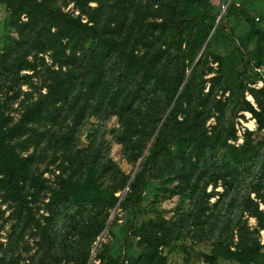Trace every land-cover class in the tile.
Returning a JSON list of instances; mask_svg holds the SVG:
<instances>
[{
  "label": "rangeland",
  "instance_id": "obj_1",
  "mask_svg": "<svg viewBox=\"0 0 264 264\" xmlns=\"http://www.w3.org/2000/svg\"><path fill=\"white\" fill-rule=\"evenodd\" d=\"M46 1L42 20L0 0V135L22 170L17 195L0 166V264H264V0ZM58 13L156 63L159 99L176 75L166 112L65 101L97 42L37 50Z\"/></svg>",
  "mask_w": 264,
  "mask_h": 264
},
{
  "label": "trees",
  "instance_id": "obj_2",
  "mask_svg": "<svg viewBox=\"0 0 264 264\" xmlns=\"http://www.w3.org/2000/svg\"><path fill=\"white\" fill-rule=\"evenodd\" d=\"M5 1L9 6L11 4H14L13 0ZM20 1V7H23V5H25V3L28 1L27 6L33 7V10L31 12L35 13L38 18L45 20V14L39 12V7H49V3L46 0H39L42 3H39L37 0ZM58 18L60 21V26L58 25V28H56L55 26L56 30L59 32V35H57L56 44L51 45L50 43H43L38 40V45L40 46V48L37 50H49L53 54L56 53L58 55H65L66 48L63 46L64 40H66L65 45L68 47V50L70 49V51H78V48H81L83 46L86 39H90L91 41L94 40L97 42L96 49L91 51V55L94 60V62L91 64V68L95 70V74L86 73V75H82L83 73H76L72 79L73 87L71 85L69 90L66 89V91H69V93L65 92L64 94L65 101H74L80 98L81 100L83 99L85 103L83 112L87 117H98L90 113V110L91 108H97L98 103L103 104V97L106 96L108 97L102 111H118V109H120L118 108L119 104L121 107L120 110L123 109L121 115H123L127 120L132 119L136 114L138 115L139 108L142 107V105L145 103V105L147 106L146 108L151 109V115L156 118V120L159 115L162 116L166 112L170 102H172L173 98L176 97V93L178 92L177 90L179 88L180 82H177L176 75L171 77L168 74L166 68L160 71L162 81L168 86L166 89L170 97L167 96V99L166 96H163L159 99L158 92L161 91L153 90L150 86V82L153 81V79L157 78L156 72L158 70L156 68L157 64L154 63L150 58H146L145 56L139 57L133 52L127 51V49H124V47H130H126V43H124L123 47L120 42L115 41L111 37L113 33L104 31V29L101 30L98 25L89 26L88 24H83L76 18H73L66 14L58 13ZM30 21L33 25L31 29L35 30V23L37 20L30 19ZM252 28L254 29L255 37L257 38V40L264 42V33H262L254 26H252ZM37 33L40 36H42L43 34V32L39 30L37 31ZM54 38L55 37L53 36V39ZM45 44H48V46L45 47ZM113 59L119 65L116 78L114 80L107 79L106 82L104 80V82L99 86V78H104V76L107 75L105 69L106 67H109L110 61ZM104 62L108 63L104 64ZM102 69L104 73L102 72ZM162 71L165 73H161ZM79 88L80 90H78ZM95 88H97L99 96L97 92H95ZM49 89L52 92L53 88ZM59 92L61 91L59 90ZM100 94H102V97H100ZM108 101H119V103L113 109H110L108 106ZM5 142L6 139L4 137H1L0 135V166L5 169L2 170V172L5 175L4 180L6 186L9 187L12 193L19 195L22 187L19 184L18 176L20 175V173H22V170L21 167L17 164L19 163L18 157L14 155L13 151L8 145L5 144ZM222 257L226 259L231 258L241 261V256L232 253L231 250H227L226 252H224Z\"/></svg>",
  "mask_w": 264,
  "mask_h": 264
},
{
  "label": "built area",
  "instance_id": "obj_3",
  "mask_svg": "<svg viewBox=\"0 0 264 264\" xmlns=\"http://www.w3.org/2000/svg\"><path fill=\"white\" fill-rule=\"evenodd\" d=\"M229 4V2L227 3V5ZM227 5H224L222 8H223V10H225L226 9V7H227Z\"/></svg>",
  "mask_w": 264,
  "mask_h": 264
}]
</instances>
